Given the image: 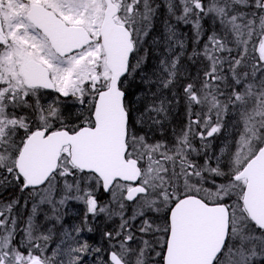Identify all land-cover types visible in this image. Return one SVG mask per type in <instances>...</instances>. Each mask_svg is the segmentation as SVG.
Masks as SVG:
<instances>
[{"label": "snow or ice", "instance_id": "6c2138e0", "mask_svg": "<svg viewBox=\"0 0 264 264\" xmlns=\"http://www.w3.org/2000/svg\"><path fill=\"white\" fill-rule=\"evenodd\" d=\"M0 264H264V0H0Z\"/></svg>", "mask_w": 264, "mask_h": 264}]
</instances>
